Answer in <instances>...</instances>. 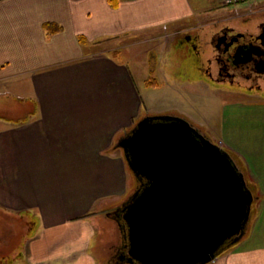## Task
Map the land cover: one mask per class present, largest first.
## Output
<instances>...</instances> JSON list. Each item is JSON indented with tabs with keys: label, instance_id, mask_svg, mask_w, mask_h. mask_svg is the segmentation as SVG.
<instances>
[{
	"label": "crops",
	"instance_id": "1",
	"mask_svg": "<svg viewBox=\"0 0 264 264\" xmlns=\"http://www.w3.org/2000/svg\"><path fill=\"white\" fill-rule=\"evenodd\" d=\"M194 19L195 0H0V99L13 93L28 106L19 118L0 117V208L38 220L21 256L0 264H99L89 219L129 196L132 182L113 144L144 111L161 113L148 107L135 66L105 45ZM46 23L61 29L50 34ZM173 82L237 99L214 140L255 199L244 238L210 264H264V97L238 98L233 84L209 76ZM188 100L201 105L196 94ZM167 113L213 138L185 111Z\"/></svg>",
	"mask_w": 264,
	"mask_h": 264
},
{
	"label": "water",
	"instance_id": "2",
	"mask_svg": "<svg viewBox=\"0 0 264 264\" xmlns=\"http://www.w3.org/2000/svg\"><path fill=\"white\" fill-rule=\"evenodd\" d=\"M117 146L146 180L123 209L135 260L209 264L243 238L253 191L233 156L186 118L146 116Z\"/></svg>",
	"mask_w": 264,
	"mask_h": 264
},
{
	"label": "rangeland",
	"instance_id": "3",
	"mask_svg": "<svg viewBox=\"0 0 264 264\" xmlns=\"http://www.w3.org/2000/svg\"><path fill=\"white\" fill-rule=\"evenodd\" d=\"M195 7L200 21L196 19L187 20L178 27L141 32L121 41L110 42V45H105V47L111 49L113 54H119L118 59L120 61L135 66L139 90L149 100L148 107L154 109L155 112H161L156 114L167 113L172 107L183 110L200 122L204 126L202 128L212 133L213 139H216L220 127L223 124L226 125L229 109L234 104L238 105V101L236 98L219 94V92L218 97H216L213 91L214 87H212V90H208L203 86L201 88L199 86L189 87L181 84L177 85L173 82L176 79L206 77L204 71L200 72L197 61H194V54L190 49V45L184 46L181 40L186 35L195 36L197 34L204 35L205 40H210V37L216 34L225 24L222 18H233L226 22L233 25L238 21H242L243 18H236V15L241 12L256 9L264 10V1L229 7L225 5L224 0H195ZM257 17L255 16L254 19L261 20ZM100 49L103 48L99 47V50L95 51L101 52ZM213 55V47L209 44L202 55V61L205 62L207 57H213ZM153 82L155 83L154 86H150ZM158 86L159 88H157ZM191 94L199 96L201 105L198 106L188 100ZM1 96L0 117H5L4 119L7 120L19 118L27 113V104L16 99L13 93L12 95L2 94ZM246 96L249 95H237L241 99L246 98ZM260 97H264V95ZM149 114V112L144 111L138 121ZM156 114L153 112L151 115ZM0 120L2 119L0 118ZM128 132H123L121 138ZM118 142L119 139L115 141L113 148H116L124 157L123 149L117 146ZM130 176L132 182L129 196H125L121 202L107 204L96 216L89 219L97 227L96 239L98 245L95 247V252L99 264H112L114 250L122 244L123 235L114 212L124 205L128 198L139 188L136 177ZM37 221L33 212H20L14 215L0 208V261L18 259L21 256L22 244L27 239L29 232L32 228L34 231L38 229V226H36Z\"/></svg>",
	"mask_w": 264,
	"mask_h": 264
},
{
	"label": "flooded vegetation",
	"instance_id": "4",
	"mask_svg": "<svg viewBox=\"0 0 264 264\" xmlns=\"http://www.w3.org/2000/svg\"><path fill=\"white\" fill-rule=\"evenodd\" d=\"M255 16L261 20L254 19ZM243 18L233 25L226 22L233 18H223L224 25L218 32L205 40L204 35H186L181 40L184 46L189 44L194 54V61L206 76L215 81H227L233 84L240 94H264V10L256 9L244 11L236 15ZM254 24V25H253ZM211 45L214 50L212 58L202 61V55ZM230 86V85H229ZM139 188L145 180L138 178ZM124 205L115 212L119 223L123 241L114 250L112 264H141L135 260L129 250L128 229L124 219Z\"/></svg>",
	"mask_w": 264,
	"mask_h": 264
},
{
	"label": "trees",
	"instance_id": "5",
	"mask_svg": "<svg viewBox=\"0 0 264 264\" xmlns=\"http://www.w3.org/2000/svg\"><path fill=\"white\" fill-rule=\"evenodd\" d=\"M119 1L120 0H109L110 4L113 7H117L119 5ZM45 30H47L50 34L52 33H56L58 31H60L61 27L58 26L57 24H53V23H46L44 25ZM154 82L150 85V86H154ZM156 86V85H155ZM133 175V174H132ZM139 183V182H138Z\"/></svg>",
	"mask_w": 264,
	"mask_h": 264
},
{
	"label": "built area",
	"instance_id": "6",
	"mask_svg": "<svg viewBox=\"0 0 264 264\" xmlns=\"http://www.w3.org/2000/svg\"><path fill=\"white\" fill-rule=\"evenodd\" d=\"M262 1L264 0H224V3L228 6H235V5H241V4H256Z\"/></svg>",
	"mask_w": 264,
	"mask_h": 264
}]
</instances>
